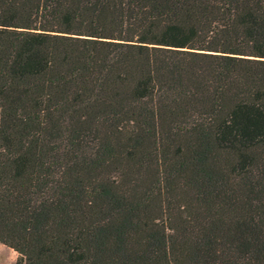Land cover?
Wrapping results in <instances>:
<instances>
[{"label": "trees", "instance_id": "trees-1", "mask_svg": "<svg viewBox=\"0 0 264 264\" xmlns=\"http://www.w3.org/2000/svg\"><path fill=\"white\" fill-rule=\"evenodd\" d=\"M0 243L264 264V0H0Z\"/></svg>", "mask_w": 264, "mask_h": 264}, {"label": "rangeland", "instance_id": "rangeland-1", "mask_svg": "<svg viewBox=\"0 0 264 264\" xmlns=\"http://www.w3.org/2000/svg\"><path fill=\"white\" fill-rule=\"evenodd\" d=\"M13 254L14 256H17L15 252ZM0 264H15L8 251H0Z\"/></svg>", "mask_w": 264, "mask_h": 264}, {"label": "crops", "instance_id": "crops-1", "mask_svg": "<svg viewBox=\"0 0 264 264\" xmlns=\"http://www.w3.org/2000/svg\"><path fill=\"white\" fill-rule=\"evenodd\" d=\"M3 250L8 251L10 253L11 258H13V260H14V262L16 264V258H17V256H14V254H13L14 251L11 248L7 247L6 245L0 243V251H3Z\"/></svg>", "mask_w": 264, "mask_h": 264}]
</instances>
